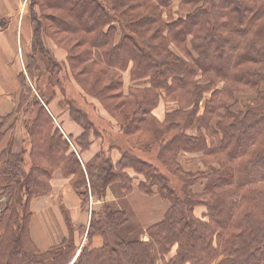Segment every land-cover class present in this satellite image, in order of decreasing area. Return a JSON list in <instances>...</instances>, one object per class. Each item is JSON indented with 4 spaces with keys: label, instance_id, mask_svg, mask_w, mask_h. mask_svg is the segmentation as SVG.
Segmentation results:
<instances>
[{
    "label": "trees",
    "instance_id": "obj_1",
    "mask_svg": "<svg viewBox=\"0 0 264 264\" xmlns=\"http://www.w3.org/2000/svg\"><path fill=\"white\" fill-rule=\"evenodd\" d=\"M173 2L54 0L50 7L60 11L55 26L87 46L81 54L68 51L64 63L45 47L43 35L51 38V33L39 18L41 2H31L36 31L29 75L35 78L41 72L38 54L46 65L38 80L49 76L53 89L48 92V84L44 89L37 84L34 93L25 77L21 79L30 163L25 151L0 154V201L7 198L0 210V264H157L156 253L163 264H264V0H182L178 17L164 20L163 9ZM88 61L90 66L75 72V66ZM95 66L101 70L95 73ZM126 72L132 82L150 87L126 89ZM63 76L81 86V101L110 100L118 94L120 101L107 105L117 133L148 136L147 149L161 148L157 157L182 182V194L156 166L135 155L131 140L125 141L132 149L121 151L117 164L103 150L83 163L76 152L90 149L91 134L99 139L107 130L75 91V97L65 94ZM107 77L109 82L101 87ZM240 92L254 95L244 112L236 108ZM60 97H69L70 116L83 129L74 142L47 109ZM161 101L175 104L163 121L153 115ZM10 118L0 120V127ZM183 153H201L203 169L184 172L177 163ZM127 169L143 177L138 185L143 194L157 193L171 204L164 219L146 230L151 243L128 239L133 233L140 236L142 229L129 221L127 212L103 203L92 213L88 240L80 250L73 233L45 251L38 248L30 230L31 203L51 191L56 170L72 178L87 205L92 195L103 201L116 183L130 193L133 178ZM201 181L203 191L194 192L192 187ZM199 206L207 210L205 220L195 215ZM94 234L104 236L101 246L92 244ZM176 245V253L166 259Z\"/></svg>",
    "mask_w": 264,
    "mask_h": 264
},
{
    "label": "crops",
    "instance_id": "obj_2",
    "mask_svg": "<svg viewBox=\"0 0 264 264\" xmlns=\"http://www.w3.org/2000/svg\"><path fill=\"white\" fill-rule=\"evenodd\" d=\"M35 31L36 25L32 20L27 0H0V120L8 116L11 117L2 128L0 127L2 129L0 154L4 150L13 154L25 151L24 157L28 163H30L31 144L22 124L24 114L20 108L23 92L21 79L25 77L27 86L36 93L35 85L39 84L43 78L42 76L38 80L39 73L44 74L46 71L45 62L40 55L35 54L41 72L37 73L35 78L29 75V58L34 55ZM43 43L55 60L60 63L65 62L66 54L63 53V49L53 46L45 35H43ZM124 77L126 89L130 86L143 85L139 82H132L129 72H126ZM84 99L90 106H92L91 103L94 104L99 115L102 116L100 107L95 102L88 97ZM67 100L69 97L68 99L60 97L55 103L54 101L51 102L48 109L61 132L67 138L75 140L83 133V129L76 122H73L67 109ZM41 101L43 102V100ZM43 104L45 105L44 102ZM81 104L85 105L84 101H81ZM167 106V103L161 101L153 111V115L159 121H163L169 111ZM87 108L91 111L89 113L91 116H96L95 112L97 111L94 112L88 106ZM111 123L114 131L118 132L117 123L115 121H111ZM195 131L191 130L190 133L196 134ZM111 141L113 140L110 139V142L105 144L102 138L96 139L91 134L92 145L89 150L79 155L80 160L86 163L104 148L111 156L114 164H117L121 160L122 153ZM29 168L30 165H28ZM126 172L133 178V188L130 193L120 199L115 196L114 189L110 188L106 199L103 201L92 196L89 204L83 205L81 196L71 184L72 178L66 177L61 170H56L50 181L51 191L31 203L33 212L30 226L31 236L38 248L49 249L56 246L71 236V233L79 236L82 232L83 237L86 236L92 213L99 212L101 204L105 202L111 205H115L117 202V207L128 213L129 221L137 224L144 231L161 222L170 208L168 200H164L157 193L153 195L143 194L138 188L143 177L137 175L132 169H127ZM204 185L205 182L201 181L192 189L196 193H201ZM69 193L73 195L75 202L70 201ZM5 198L1 201H4ZM97 205L98 208L95 209ZM206 213L207 210L203 206L195 209V215L204 220ZM175 251L176 249L173 250L172 256Z\"/></svg>",
    "mask_w": 264,
    "mask_h": 264
},
{
    "label": "rangeland",
    "instance_id": "obj_3",
    "mask_svg": "<svg viewBox=\"0 0 264 264\" xmlns=\"http://www.w3.org/2000/svg\"><path fill=\"white\" fill-rule=\"evenodd\" d=\"M34 0H27V5L31 4V2ZM38 1V0H37ZM41 2V16L38 15V17L41 20V24L50 30V36L51 38H49L50 43L55 46L58 47L60 49H63V53L66 54L64 60L66 62L67 58H68V51H70L71 53L74 54H81L84 50L87 49V46H81L79 45L80 40L75 41V39L71 38V36L68 33L62 32L59 28H57L54 24V16L59 15L60 11L57 9H53V7H50L53 3L54 0H39ZM106 2V1H105ZM182 0H174V2L172 3L171 7L169 8H164L163 12V19L164 20H169L170 16L176 18L178 17V14L180 12V4H181ZM107 3V2H106ZM71 7V5H69ZM31 10V8H30ZM35 10L37 11L38 14H40L39 12V7L36 6ZM32 17V14H31ZM33 20V17H32ZM33 22L35 23V21L33 20ZM36 25V23H35ZM75 38V37H74ZM171 49L174 50V52H176L177 54L181 55V53L174 47V45H170ZM64 47V48H62ZM62 51V50H61ZM44 61V60H43ZM75 64V63H74ZM87 66H90V62H80L77 66H75V72L76 73H80L81 71H83ZM101 70L99 67L95 66V73L97 71ZM50 77L48 76V78L45 76L41 79V81L39 82V86H41L44 89V85L48 84L47 87L49 89L48 92H51V90L53 89V84L52 82L49 80ZM109 77H107L106 80H104L100 86L101 87H105L108 81ZM70 82L67 83V79L66 77L63 76L62 78V82H60V86H65V94L71 96V97H75V94L73 93L75 91V93L78 95L79 97V101L82 100V97L80 95L83 94V89L81 88V86L78 85V83L76 82V80L72 77L69 78ZM150 87V84H143V85H138L137 88L141 89V88H148ZM219 87H221V84L219 85ZM261 90L264 91V85L261 87ZM111 94H117V91H112ZM116 96L115 98H111L110 100H99V98H90L93 102H95L97 104V106L100 107V111L102 113V116L99 115V112L96 110L95 105L91 103L92 106H90L91 110H93L96 114V118H98L97 120H99V124H101L103 127H105V129L107 130V133L104 134L102 141L105 144H108L111 140H117V142L115 144H113L115 147L118 148V150L120 151H125L130 149L131 147H129L126 143L125 140H131L133 143H135V146L137 148L133 149L135 155L137 154V157L147 163H152L154 166H156L159 169V173L164 174L165 176H168L171 179L172 182V188L174 190H176L179 194H182L181 190H182V182L179 180V178L174 174L169 173L168 169L164 166V164L158 159V153L160 152L161 148H157L156 146L147 149L146 148V144L145 142H147L149 139L148 136L145 135H138L137 133H134L133 136H125L122 134H118L116 131H114V129L112 128V123L111 121H114V119L112 118V114L110 112V110H108V106L109 104H114L119 102V97L118 94L114 95ZM207 99L210 98V95L207 94ZM237 97V102H236V108L240 109L241 111H246L248 106L251 105V101L254 98V95L251 93H247V92H240L236 94ZM84 100V99H83ZM85 101V100H84ZM86 102V101H85ZM89 104V103H87ZM175 106V104L173 105H168V109L169 111H172V108ZM204 102L201 103V109L203 111L204 109ZM48 109V108H47ZM88 112L90 113L91 111L87 108ZM70 114V113H69ZM126 114V113H125ZM127 117V116H126ZM73 122H75V120L73 119ZM79 125V124H78ZM110 137V138H109ZM172 137L171 135H169V138ZM73 142L75 140H72ZM72 142V143H73ZM75 149V151H77V148L74 146L73 147ZM132 149V148H131ZM103 151H105V149H101ZM137 150V151H136ZM106 152V151H105ZM77 155H81V152L78 153V151L76 152ZM107 153V152H106ZM201 153H185V154H181L180 156H178L177 158V163L181 165L182 169L184 172H196V171H200L203 169V163L201 161ZM110 188H113L114 190V194L116 197H119L120 199H122V197L124 195H126L125 190L122 188L121 184L116 183L113 184L112 186L108 187L107 192ZM107 192L105 195V199L107 196ZM93 196V195H92ZM90 196V197H92ZM96 197V199H99L97 196H93ZM37 199V198H35ZM34 199V200H35ZM100 200V199H99ZM166 200V199H164ZM120 201V200H119ZM90 202V201H89ZM169 202V201H168ZM170 203V202H169ZM7 204V198H5L4 201H0V210L2 208H4ZM89 204V203H88ZM105 204H108L111 208L116 209V210H122L120 207H117L118 203L116 202L115 205H111L108 202H105ZM103 204H101L100 207H102ZM171 205V204H170ZM95 207V206H94ZM200 207V206H199ZM204 207V206H203ZM98 208V205L95 207V209ZM101 209V208H100ZM100 211V210H99ZM123 211V210H122ZM126 212V211H125ZM128 215V213H127ZM129 218V216H128ZM130 220V219H129ZM133 224V223H132ZM129 226V225H128ZM127 226V229L129 228ZM31 230V228H30ZM131 231V230H129ZM74 240L76 242V245L78 247V250H80L83 245L86 243L87 236H77L74 235ZM89 236V235H88ZM143 236V239H142ZM134 237H140L143 241L145 242H152L153 239L149 236L147 231L142 230V233L140 236L135 235V233L131 234V236H127L128 239L130 238H134ZM92 239V244L95 246H101L104 242V236L101 234H94L93 237H91ZM41 247V246H40ZM177 245L173 248L176 249ZM42 251H45L47 249L42 248ZM172 250V252H173ZM172 252L171 254L166 257V259H170V257H172ZM176 253V251H175ZM78 256V253L76 254V257ZM157 259H156V263L157 264H163V260L162 258L156 253ZM75 257V258H76Z\"/></svg>",
    "mask_w": 264,
    "mask_h": 264
},
{
    "label": "bare ground",
    "instance_id": "obj_4",
    "mask_svg": "<svg viewBox=\"0 0 264 264\" xmlns=\"http://www.w3.org/2000/svg\"><path fill=\"white\" fill-rule=\"evenodd\" d=\"M70 197V201L75 202V199L73 198V195L71 193L68 194Z\"/></svg>",
    "mask_w": 264,
    "mask_h": 264
}]
</instances>
